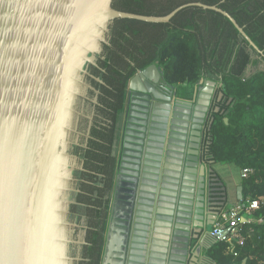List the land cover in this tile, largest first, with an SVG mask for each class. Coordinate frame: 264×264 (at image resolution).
<instances>
[{"label": "water", "instance_id": "obj_1", "mask_svg": "<svg viewBox=\"0 0 264 264\" xmlns=\"http://www.w3.org/2000/svg\"><path fill=\"white\" fill-rule=\"evenodd\" d=\"M112 4L113 0H0V264L80 261L74 246L82 239L76 238L79 225L71 206L78 192L75 172L82 167L72 150L79 143V124L93 90L87 82L89 66L102 54L114 20L166 24L188 7L214 11L229 19L264 59L244 29L217 6L190 3L153 17L118 11ZM204 82L200 80L190 101L162 81L157 65L130 80L114 147L117 167L101 264L155 261L148 244L150 233L159 231L156 219H162L158 206L169 161L163 151L178 123L172 118L183 117L175 112H189L184 108L196 102ZM207 84L214 86L210 99L223 87ZM223 99L220 92L218 102ZM214 122L212 118L209 130ZM205 129L204 120L190 126L188 164L180 182L186 187L176 191L174 244L165 264H198L200 236L233 205L214 164L201 159ZM189 179L197 182L196 191L190 190ZM169 188L175 192L174 186ZM242 201L239 187L238 202Z\"/></svg>", "mask_w": 264, "mask_h": 264}, {"label": "trees", "instance_id": "obj_2", "mask_svg": "<svg viewBox=\"0 0 264 264\" xmlns=\"http://www.w3.org/2000/svg\"><path fill=\"white\" fill-rule=\"evenodd\" d=\"M190 3L226 11L264 52V0H113L112 7L164 17ZM152 65L183 98L201 79L223 84L207 120L201 159L206 164L251 169L253 173L243 181V203L264 196V59L229 19L214 11L188 7L166 24L114 20L102 54L96 65L89 66L87 82L93 90L79 124V143L72 150L82 169L75 172L78 192L71 215L87 227L76 264L102 263L117 167L114 147L128 84ZM220 92L224 99L218 102ZM212 118L215 122L209 130ZM252 217L264 218V206ZM240 230L244 245L233 242L229 252L228 244L216 242L208 252L214 264H264V224L240 222Z\"/></svg>", "mask_w": 264, "mask_h": 264}, {"label": "crops", "instance_id": "obj_3", "mask_svg": "<svg viewBox=\"0 0 264 264\" xmlns=\"http://www.w3.org/2000/svg\"><path fill=\"white\" fill-rule=\"evenodd\" d=\"M212 82L217 83V86L219 84L218 82H215V81H212ZM202 87H203L202 91L199 92L201 95L199 99H201L203 94H205L208 90H210V94H211L212 89L214 88L213 85H208V84L206 85L203 84ZM194 89L195 88L189 89L190 94L188 98H185V99L190 100V101L192 100ZM179 97L183 98L182 96H179ZM203 100L204 99L202 97L201 101ZM201 107H203V105L200 102H193L191 103L189 108H184V109L189 110L188 113L175 112V114H178L183 117L172 118V120L178 123L173 124L174 129L173 131H171V134L173 135V137H169V141H171V143H168V148L164 149L163 151L164 153L166 152V158L169 160L167 161V163H165V167H164V171L167 172V174L165 173L164 178H167V180L164 182L163 185L165 186L169 185V187L171 185L174 186L175 192H172V189L169 187L168 188H164L165 186L161 187V190L165 192L163 195L160 194L161 198L159 199V206H158L159 210H161L159 215L161 216L162 219L160 220L156 219L155 228L158 227L159 231L155 230L153 236L150 233L149 244H148V251L151 252V254H154L155 261L147 262L146 260L145 264H160L161 262L165 264L164 259L167 255V252L170 250L171 244L172 243L174 244V242L171 241V233H172V227H173V223L171 221H172L173 211L176 210V207L178 205L179 197H178V194L176 195V191H178L179 193V189L181 187H186L185 185L180 184V182L182 181L181 180L182 176L185 175L183 171L185 172L187 168V164H188V161L186 159V150H187V144H188L189 137H190V126L192 124L198 125V123H196L197 119H201L200 121H203V116L201 115L202 112L200 110ZM170 120H171V117L169 118V121ZM173 141L175 143H172ZM213 168L218 173L221 181L225 183L227 187L228 194H229V200L231 203H233V205L230 206L226 212L231 211L240 203L238 202V188L239 187L243 188V181H244V178L242 177L243 170L234 164H230V165L215 164L213 165ZM160 169L162 171V168ZM193 186H197V182L195 183L194 179H189L190 190L192 188V191H194V189L196 191V188H194ZM169 217L171 218V220H168ZM241 217H243L242 222H245V223L253 222L252 216L248 213H243ZM207 218H212V217L207 216ZM218 220L216 221V223L218 222ZM213 226H211V228ZM192 228H196V227L191 226V229ZM151 239H152V242H150ZM200 243H201L202 250L200 253V260L198 264H214L212 259H210V257L208 256V252L215 246L216 240H214L209 235V230L200 236ZM182 248H183V245H181V249ZM148 251H147V254H148ZM151 259H153L152 255L150 256V260Z\"/></svg>", "mask_w": 264, "mask_h": 264}, {"label": "built area", "instance_id": "obj_4", "mask_svg": "<svg viewBox=\"0 0 264 264\" xmlns=\"http://www.w3.org/2000/svg\"><path fill=\"white\" fill-rule=\"evenodd\" d=\"M252 173L253 171L251 169H244L242 171V177L246 179ZM261 206H264V196L259 199L249 200L245 203L243 201L240 202L234 209L221 215L218 222L209 231V235L216 242L228 244L229 252L233 249V242H237L238 245L243 246L244 237L240 230V222H242L243 218L241 215L248 213L252 216ZM252 221L264 224V218H258L257 220L254 218ZM235 256H237L236 253Z\"/></svg>", "mask_w": 264, "mask_h": 264}, {"label": "flooded vegetation", "instance_id": "obj_5", "mask_svg": "<svg viewBox=\"0 0 264 264\" xmlns=\"http://www.w3.org/2000/svg\"><path fill=\"white\" fill-rule=\"evenodd\" d=\"M205 81V80H204ZM207 82H212V81H205L204 84L206 85ZM200 83V82H199ZM200 84L196 85V86H199ZM195 86V87H196ZM194 87V88H195ZM208 92V93H207ZM205 94L203 95H206V96H202L203 97V101L202 100V97L201 99H199V97L201 96L200 93L198 92L197 94V97H196V102H203L201 103L203 105V107L200 108L201 112H202V116H203V120H204V124L206 125L207 124V120H208V117H209V114L211 112V108L213 106V103H214V99H215V96H216V93L213 95V97L210 99V98H207L208 94H210L209 91H207ZM211 95V94H210ZM201 119H197V122L196 123H201L202 121H200ZM73 219H75L78 223V219H77V216H75ZM78 228H77V239H82V243L80 245H76L74 246V249L76 248L77 251L75 252L76 255H78V257L80 258V252H81V245L83 244V241H84V237L86 235V230H87V227H86V223L84 221H81L80 223H78ZM81 237V238H80ZM75 249V250H76ZM74 250V251H75Z\"/></svg>", "mask_w": 264, "mask_h": 264}]
</instances>
